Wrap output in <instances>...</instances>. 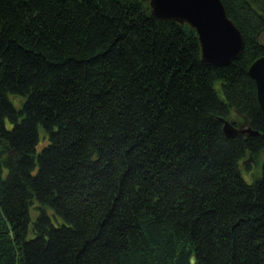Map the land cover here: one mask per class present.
<instances>
[{"label": "trees", "instance_id": "16d2710c", "mask_svg": "<svg viewBox=\"0 0 264 264\" xmlns=\"http://www.w3.org/2000/svg\"><path fill=\"white\" fill-rule=\"evenodd\" d=\"M221 1L214 67L147 0H0V264H264V0Z\"/></svg>", "mask_w": 264, "mask_h": 264}, {"label": "water", "instance_id": "95a60500", "mask_svg": "<svg viewBox=\"0 0 264 264\" xmlns=\"http://www.w3.org/2000/svg\"><path fill=\"white\" fill-rule=\"evenodd\" d=\"M152 15L160 21L178 22L189 25L200 42L204 63L221 67L236 61L244 51L245 39L237 25L229 17L221 0H147ZM263 44L264 42L261 41ZM248 73L254 80L257 100L264 110V56L255 60ZM226 137L234 139L240 135L256 136L258 131L240 129L234 123L221 119ZM253 161L250 156L245 162ZM244 162V163H245ZM191 258V264H195Z\"/></svg>", "mask_w": 264, "mask_h": 264}, {"label": "rangeland", "instance_id": "374dc122", "mask_svg": "<svg viewBox=\"0 0 264 264\" xmlns=\"http://www.w3.org/2000/svg\"><path fill=\"white\" fill-rule=\"evenodd\" d=\"M263 35H264V34H263ZM262 37H263V36H262ZM13 100H14L15 104H16L17 106H19V100H18V99H13ZM230 121H231L232 123H235V124L239 125V126H242L243 128H244V126H245V123H244V121H243V118H242L240 115L236 114V113H232V114L230 115ZM240 128H241V127H240ZM247 168H248L249 172H250L251 170H253V171L255 172V170H256V169H255V168H256V163H254L253 161L245 162V164H243V172L248 171ZM261 172H262V169L259 168V173H258V175L261 174ZM245 179H246L249 183L253 181L252 176L249 175V174L246 175ZM34 214H35V215H34L35 218H34L33 220H35L36 217L38 216V213H37V215H36V212H34ZM32 217H33V216H32Z\"/></svg>", "mask_w": 264, "mask_h": 264}, {"label": "flooded vegetation", "instance_id": "af4514ba", "mask_svg": "<svg viewBox=\"0 0 264 264\" xmlns=\"http://www.w3.org/2000/svg\"><path fill=\"white\" fill-rule=\"evenodd\" d=\"M239 127L243 128L242 126H239Z\"/></svg>", "mask_w": 264, "mask_h": 264}, {"label": "crops", "instance_id": "0c3cea01", "mask_svg": "<svg viewBox=\"0 0 264 264\" xmlns=\"http://www.w3.org/2000/svg\"><path fill=\"white\" fill-rule=\"evenodd\" d=\"M263 39H264V36H263Z\"/></svg>", "mask_w": 264, "mask_h": 264}]
</instances>
